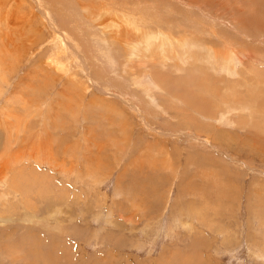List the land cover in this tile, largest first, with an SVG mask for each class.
Wrapping results in <instances>:
<instances>
[{
    "label": "rangeland",
    "instance_id": "rangeland-1",
    "mask_svg": "<svg viewBox=\"0 0 264 264\" xmlns=\"http://www.w3.org/2000/svg\"><path fill=\"white\" fill-rule=\"evenodd\" d=\"M13 1L0 264H264V0Z\"/></svg>",
    "mask_w": 264,
    "mask_h": 264
},
{
    "label": "bare ground",
    "instance_id": "bare-ground-1",
    "mask_svg": "<svg viewBox=\"0 0 264 264\" xmlns=\"http://www.w3.org/2000/svg\"><path fill=\"white\" fill-rule=\"evenodd\" d=\"M22 3V2H21ZM38 3V2H37ZM11 4H14V1L13 0H0V24L1 23H3V22H5V20H8L7 18H10L11 20L8 22V24L9 23H11V21L13 22L15 19H14V16L12 15V16H10L9 14H8V12L6 13V11L5 12H2V10H4V9H7ZM23 4V3H22ZM15 8V7H14ZM18 9V8H17ZM13 10V9H12ZM21 19H23V18H21ZM26 20V19H25ZM29 19H27V21H28ZM33 20V19H32ZM130 23V22H129ZM128 23V24H129ZM13 24V23H12ZM22 25L24 24V22L23 23H21ZM131 24V23H130ZM13 25H15V27H17L18 28V26L20 25V24H17L16 25V23H14ZM4 26V25H3ZM123 26V25H122ZM134 27V26H133ZM54 28V27H53ZM8 29V27L6 28V30ZM1 30V29H0ZM25 30V29H24ZM2 32V31H1ZM258 32V31H257ZM4 33H5V31H4ZM9 34V33H8ZM38 34V33H37ZM118 34H119V36L120 37H122L124 34L121 32V31H119L118 32ZM144 34V33H143ZM1 35H2V33H1ZM20 35L23 37V33H20ZM4 36V35H3ZM6 37V36H5ZM159 37V39L161 38L160 36H158ZM17 37H12V36H9V43L13 46V52H9V54H15V55H18L19 57H20V55H21V50L22 49H24V51H25V53L27 54L28 52H27V46H25V41H26V38L25 37H23V39H21V41H22V43L21 42H16V41H14L15 39H16ZM28 39V38H27ZM28 42H30V40L28 39ZM16 43V44H15ZM22 44L23 45V47L21 48V47H19L17 44ZM29 44V43H28ZM27 44V45H28ZM31 44V43H30ZM6 46L8 47V44L6 43ZM9 47H11V46H9ZM4 50V49H3ZM9 50V49H8ZM14 51L17 53H14ZM2 52V51H1ZM4 52V51H3ZM5 53H6V51H5ZM8 53V52H7ZM7 53H6V55H7ZM30 53V52H29ZM2 54V53H1ZM218 54V53H217ZM8 56V55H7ZM10 56V55H9ZM226 55H222V57L224 58ZM6 57V56H5ZM10 58V57H9ZM5 59V58H4ZM11 60V59H10ZM13 64V63H12ZM215 94V93H214ZM213 100V99H212ZM224 104V103H223ZM208 114V113H207ZM213 117V116H212ZM211 117V118H212ZM30 176H31V174H30ZM15 179V178H14ZM32 179V178H31ZM26 187V186H25ZM17 188H19V186L17 187ZM23 191V190H22ZM14 192V191H13ZM37 247V246H36ZM35 247V248H36ZM28 251V250H27Z\"/></svg>",
    "mask_w": 264,
    "mask_h": 264
}]
</instances>
